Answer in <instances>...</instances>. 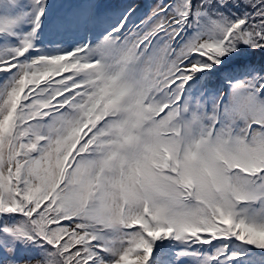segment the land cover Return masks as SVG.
Instances as JSON below:
<instances>
[{"label": "snow or ice", "instance_id": "snow-or-ice-1", "mask_svg": "<svg viewBox=\"0 0 264 264\" xmlns=\"http://www.w3.org/2000/svg\"><path fill=\"white\" fill-rule=\"evenodd\" d=\"M0 264H264V0H0Z\"/></svg>", "mask_w": 264, "mask_h": 264}]
</instances>
